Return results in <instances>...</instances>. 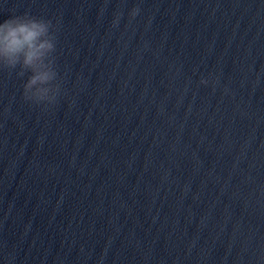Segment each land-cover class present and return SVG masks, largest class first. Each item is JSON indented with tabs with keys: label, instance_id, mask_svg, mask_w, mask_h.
<instances>
[{
	"label": "clouds",
	"instance_id": "obj_1",
	"mask_svg": "<svg viewBox=\"0 0 264 264\" xmlns=\"http://www.w3.org/2000/svg\"><path fill=\"white\" fill-rule=\"evenodd\" d=\"M55 49L54 25L49 19L23 14L0 22V70L19 68L20 76L30 73L23 85L25 101L56 102L60 85L56 83Z\"/></svg>",
	"mask_w": 264,
	"mask_h": 264
}]
</instances>
